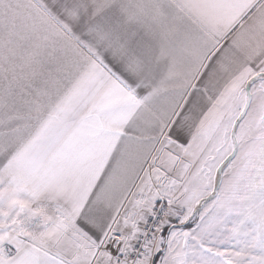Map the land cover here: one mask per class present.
I'll list each match as a JSON object with an SVG mask.
<instances>
[{"label": "snow or ice", "instance_id": "6c2138e0", "mask_svg": "<svg viewBox=\"0 0 264 264\" xmlns=\"http://www.w3.org/2000/svg\"><path fill=\"white\" fill-rule=\"evenodd\" d=\"M0 264H264V0H0Z\"/></svg>", "mask_w": 264, "mask_h": 264}]
</instances>
